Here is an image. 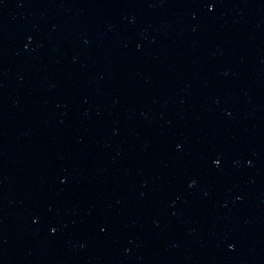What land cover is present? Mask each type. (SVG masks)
<instances>
[{
    "label": "water",
    "instance_id": "95a60500",
    "mask_svg": "<svg viewBox=\"0 0 264 264\" xmlns=\"http://www.w3.org/2000/svg\"><path fill=\"white\" fill-rule=\"evenodd\" d=\"M0 264H264V0H0Z\"/></svg>",
    "mask_w": 264,
    "mask_h": 264
}]
</instances>
